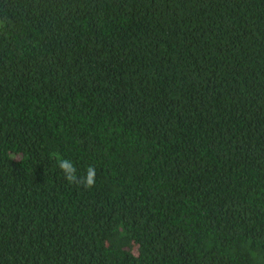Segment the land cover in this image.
Masks as SVG:
<instances>
[{"label": "trees", "instance_id": "obj_1", "mask_svg": "<svg viewBox=\"0 0 264 264\" xmlns=\"http://www.w3.org/2000/svg\"><path fill=\"white\" fill-rule=\"evenodd\" d=\"M0 264H264V0H0Z\"/></svg>", "mask_w": 264, "mask_h": 264}, {"label": "clouds", "instance_id": "obj_2", "mask_svg": "<svg viewBox=\"0 0 264 264\" xmlns=\"http://www.w3.org/2000/svg\"><path fill=\"white\" fill-rule=\"evenodd\" d=\"M58 167L64 173L65 179L70 184H76L85 188H91L95 184L96 170L92 165L88 166L84 176H78L76 167L67 159L60 158Z\"/></svg>", "mask_w": 264, "mask_h": 264}]
</instances>
